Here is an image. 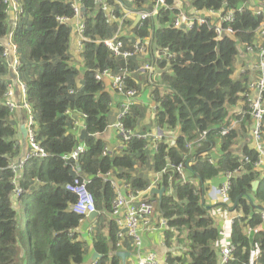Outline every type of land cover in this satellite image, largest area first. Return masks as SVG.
<instances>
[{
	"label": "trees",
	"instance_id": "obj_1",
	"mask_svg": "<svg viewBox=\"0 0 264 264\" xmlns=\"http://www.w3.org/2000/svg\"><path fill=\"white\" fill-rule=\"evenodd\" d=\"M18 1L23 11L13 30V41L20 58L19 77L36 119V138L47 157L29 159L14 179L9 165L18 154V130L4 104L9 77L0 42V264H85L89 260L90 242L78 238L79 233L74 231L82 219L70 208L76 196L64 188L76 176L88 179L87 188L100 212L92 217L91 245L100 254L95 264H120L117 225L112 217L114 193L109 181L101 176L109 171L112 177L126 180L133 193L150 186V171L161 172L159 186L166 191L160 210L156 196L151 198L156 201V212L166 221L164 242L170 247L177 236V242L183 243L179 236L185 234L181 254L167 255L169 264H218L216 245L222 231L211 214L216 204L206 205L204 193L212 179L236 171L229 178L231 205L227 208L236 216L229 232L234 251L227 264H264V221L260 215L264 211V175L254 166L257 155L248 142L238 143L249 135L248 116L238 127L222 134L237 118L233 108L242 99L248 81L245 75L233 77L238 44L254 42V30L263 16L247 7L238 11L246 0H184L198 10L234 11L230 23L234 37L216 40L207 25L191 30L174 28L171 22L178 11L174 4L183 0H167L170 9L161 10L153 22L147 19L133 27L142 38L152 36L153 50L144 61L153 60L156 71L150 83L145 73L132 74L128 86L140 91L141 80H145L142 86H146L156 107L136 103L121 121L132 131L158 129L175 137L153 146L150 138L132 137L120 152L103 155L107 142L101 134L110 122L113 91L106 82L97 81L94 73L105 68L116 71L117 60L103 44L88 42L82 53L84 66L77 70L69 63V30L57 21V17L71 15L68 0ZM82 2L87 34L93 38L110 36L113 26L105 23L106 17L94 0ZM5 8L4 0H0V40L9 30ZM164 49L172 56L157 59L154 52ZM129 66L135 69L136 59H131ZM67 109L84 114L82 140L86 149L77 159L65 158L79 143L72 119L65 114ZM147 110L151 114L148 122ZM202 131H206L205 139L197 146L186 147ZM213 149L217 150L215 158ZM209 157L214 159L211 164ZM180 163L185 181L174 168ZM253 181H258L255 189ZM17 187L24 192L17 194ZM123 245L128 246L127 240Z\"/></svg>",
	"mask_w": 264,
	"mask_h": 264
},
{
	"label": "built area",
	"instance_id": "obj_2",
	"mask_svg": "<svg viewBox=\"0 0 264 264\" xmlns=\"http://www.w3.org/2000/svg\"><path fill=\"white\" fill-rule=\"evenodd\" d=\"M94 0L97 8L105 15V23L113 26L111 35L105 38L96 35L94 38L87 34V26L85 22L84 11L82 10L84 4L82 0H68L71 9V15L57 17L60 24H64L69 30L68 54L69 63L77 70L82 69L84 60L82 53L85 44L88 42L103 44L110 55L115 58L119 64L116 71L110 68L98 69L94 73V78L97 81L106 82L113 94L119 97L117 119L114 123L109 124L107 128L115 129L121 137V149L125 147L126 141L132 137L141 139H148L152 141V146L155 142H160L164 138L173 140L175 135H166L160 130L149 131L146 133L132 131L128 129L121 121L137 103L139 90L135 86H128V80L132 74L141 71L147 75V81L150 83L156 71V66L151 60L150 62L144 61L145 56L152 53L153 40L152 36L142 38L139 34L135 33L133 27L141 24L145 20L154 19L160 14V11L170 9L167 0ZM6 8V23L8 32L3 39L0 40L2 44V58L8 67L9 82H7L6 92L4 94V104L13 113L17 108L25 112V130L26 136L23 139V150L16 156L17 161L12 159L9 168L14 173V179L19 177L20 172L23 170L25 163L31 158L43 159L47 157V151L40 145L36 138V119L32 110L26 100V86L19 77L20 58L17 50V45L13 41V30L19 22L22 13V5L18 0H4ZM175 7L178 9L174 16L172 26L183 30H191L196 25H207L210 27L214 34L215 39L220 40L223 37H234L235 30L231 26L234 20L233 10L213 11L209 9H195L188 6L183 8L180 2H176ZM117 7L118 9H115ZM244 7L253 9L254 13L262 15L263 20L259 26L254 30V42L252 44L239 43L238 49L241 53H254L257 54L256 69L258 75L252 79L248 78L246 89L242 93V106L239 109H233L236 117L230 126L222 130V134L228 132L230 128L238 127L240 122L245 116H248L249 121L247 126L249 128V145L257 155L254 166L259 170L260 174L264 171V13L260 7L250 5L246 0L238 11ZM138 20L136 21V18ZM136 22V23H135ZM155 56L157 59L162 57H171V53L167 50H156ZM136 59L138 66L135 69H130L129 61ZM244 75V74H241ZM79 79L76 84H79ZM73 92V89L70 90ZM238 103V105H239ZM110 109L114 106L111 100L109 103ZM156 105L153 106L155 108ZM65 114L72 119L73 129L75 130L79 143L65 158L77 159L81 153L86 149V146L81 138L82 131L85 130L84 114L77 110L67 109ZM103 135V133L101 134ZM206 131L200 132L196 141L187 143L186 147L191 148L193 144L196 146L205 139ZM25 146V149H24ZM20 147V146H19ZM151 148V147H149ZM157 149V145L154 146ZM19 151V150H18ZM109 147L106 145L102 151L103 155L110 153ZM214 158V157H213ZM212 157L208 158L211 164L214 162ZM249 161L248 157L244 158ZM176 172L182 176V180H186L183 164H178L175 167ZM78 170V168H76ZM236 171L224 173L222 183L215 191L216 201L225 204V208L229 207L230 201L228 198L229 178ZM106 181H109L114 193L112 201L113 219L117 225V240L116 250H121L125 240L133 247L136 255L135 264H160L158 257L155 253L143 254V239L142 232L158 231L157 228H165L166 221L161 218V215L155 210V200L151 198L150 188L160 187L159 181L161 172H155L150 177V186L146 190L131 191L130 184L124 179L112 177L109 171L101 175ZM15 182V181H14ZM88 179L76 176L72 181L67 182L64 188L76 196V200L70 206L71 210L82 216L80 225L89 218L91 214L98 215L100 212L96 209L93 196L87 188ZM24 192L20 187L16 188V193ZM228 209V208H227ZM157 213V215H155ZM261 219L264 221V211H261ZM236 213L232 215L229 213L227 222L232 223ZM93 222L88 228V233L93 232ZM79 225V226H80ZM79 226L77 228H79ZM78 230V229H77ZM76 231V229L74 230ZM79 233V231H78ZM79 238V237H78ZM92 241V239H91ZM234 246L230 241L225 242L220 246L218 264H227L232 259ZM87 264H95V260Z\"/></svg>",
	"mask_w": 264,
	"mask_h": 264
},
{
	"label": "crops",
	"instance_id": "obj_3",
	"mask_svg": "<svg viewBox=\"0 0 264 264\" xmlns=\"http://www.w3.org/2000/svg\"><path fill=\"white\" fill-rule=\"evenodd\" d=\"M248 1H250L251 4H253V5H254V3L258 2V6H256V7H260L262 12L264 13V0H261V1L248 0ZM178 2L181 3V1H178ZM256 62H257L256 52L245 53V54L240 52L236 61H235V64H234L235 68H234V72H233V77L234 78L239 77L241 74H244L247 78H250V79L256 77L258 75V71L256 69ZM112 101L114 102V106L111 108L109 118L112 116L111 118H113L112 120L114 121L115 119H117L119 97L116 96L115 94H113L112 95ZM137 103H141L142 105H145L148 108L155 109V108H153V106L155 104H153L151 102V95L149 96V91L144 87L143 88L141 87V90L139 91ZM241 106H242V102H240L239 105L237 104L233 109H235V108L239 109ZM150 115H151L150 111L147 110V114L145 115V117H146L145 119L147 122H148ZM11 118L17 127V130H18L17 133H19L17 136V139H18L19 144H20L19 151L17 154V156H18L23 150V141H22V135L20 132V126H22L25 122V112L23 110L17 108L12 113ZM112 120H110L109 124H111ZM102 136L106 140L107 146L109 147L111 152L116 151V153H117V152L121 151V144L119 142L118 136L116 135V133L113 129L107 128V130L103 133ZM246 141L249 144V135H247V137L245 139L238 141V143L242 145ZM236 147H237V145H236ZM24 149H25V146H24ZM214 153H215V151H214ZM18 157H15L14 161H17ZM263 169H264V167H263ZM139 172H141V171L139 170ZM149 173H150L149 176L151 177L153 175V173L151 171ZM261 175H264V171L262 172ZM219 178H220V182H219L218 186L222 183L224 176H221ZM210 182L207 184V187L210 184ZM215 191H209L210 195H209V193L206 196L204 195L205 202L207 203L206 205H215L218 203L216 201ZM215 208H218V209L216 210ZM222 209L225 210L224 207H222ZM220 210L221 209L219 206L218 207L214 206L211 208V214L214 217L215 222L218 225H220V229H222V236L220 238V242L218 243L221 246V244L223 245L225 242L229 241V235H226V233L223 232V224H222L221 219H220V214H222L223 212H220ZM225 213L228 214L227 211ZM155 215H157V213H155ZM232 215H233V213H232ZM94 220H95V218L92 220L87 219L86 221H84L79 226V228H76V231L77 232L79 231V238L82 240H85L87 242H90L89 252H88L89 254L87 256V258L88 257H90V258L85 264L91 262L92 253L94 252V250L92 249V245H91L92 235H91V233H88V230H87V228L94 222ZM227 223H228L229 228H230V223L229 222H227ZM94 225H95V223H94ZM157 229H158V231L142 232L143 254H148L151 252L155 253L156 256L158 257L160 264H169L167 261V255L168 254L179 255L181 253L180 250L183 249L182 247H183L184 242H185L184 241L185 234L181 233L179 236V238L183 239V243L177 242L178 240H176L177 239V236H176L175 238H173L171 240V246L168 247L166 245V243L164 242V236L162 234V231L165 228L164 229L157 228ZM180 244H183V245H180ZM218 244L216 245V247L220 251ZM120 249H121V250H119V252L121 254L120 264H135L136 255H135V252L133 251V247L131 245H129V243H128V246H123ZM252 256L254 258L256 256V253H254Z\"/></svg>",
	"mask_w": 264,
	"mask_h": 264
},
{
	"label": "rangeland",
	"instance_id": "obj_4",
	"mask_svg": "<svg viewBox=\"0 0 264 264\" xmlns=\"http://www.w3.org/2000/svg\"><path fill=\"white\" fill-rule=\"evenodd\" d=\"M143 76V75H142ZM145 81V80H144ZM144 81H142L141 80V83H140V85H141V87L143 88H146V86L144 85V86H142L143 84L142 83H144ZM112 117V116H111ZM110 117V120H112L113 118H111ZM116 121V119L113 121H111V124L112 123H114ZM110 123V122H109ZM114 131H115V133H116V135L118 136V139H119V142H120V144L122 143V140H121V137L119 136V134H118V131L117 130H115V129H113ZM238 141H241V139H238ZM122 146V145H121ZM141 173L142 174H144L145 172L143 171V170H141ZM148 173V172H147ZM150 174V173H149ZM219 182H220V178L219 177H216V178H214V179H212V181L210 182V184L208 185V189L205 191V196L206 195H208V193H209V195H210V192L209 191H215V190H217V186H218V184H219ZM211 197V196H210ZM218 203H220L219 201H217ZM220 207V212H223L222 214H220V219H221V222H222V224H223V232H225L226 233V235H229V232H230V228H229V225H228V223H227V219L229 218V215L227 214V213H225L226 211L224 210V209H222V205L221 204H216V206L215 207ZM216 210L218 209V208H215ZM164 229V228H163ZM180 245H183V244H180ZM28 247H29V244H27L26 243V246H25V248H24V250L25 251H27L28 250ZM182 251V249L180 250V252ZM181 254V253H180ZM19 262V261H18ZM19 264H21V263H19ZM24 264H26V262H24Z\"/></svg>",
	"mask_w": 264,
	"mask_h": 264
},
{
	"label": "water",
	"instance_id": "obj_5",
	"mask_svg": "<svg viewBox=\"0 0 264 264\" xmlns=\"http://www.w3.org/2000/svg\"><path fill=\"white\" fill-rule=\"evenodd\" d=\"M83 11L85 10V8L83 7V9H82ZM138 20V17L136 18V21ZM136 23V22H135ZM20 131H21V134H22V136H23V138H25V136H26V130H25V126H24V124L22 125V126H20ZM84 132H85V130L84 131H82V133H81V138H82V136L84 135ZM257 185H258V181H253L252 182V189H255L256 187H257ZM165 191H166V189H165V187L162 185V186H160V187H151L150 188V194L151 195H154V196H156V198H157V207H158V209L160 210V203H161V200H162V197H163V195L165 194ZM206 208L207 209H209V206H206ZM94 215L95 214H91L90 216H89V218H92V217H94ZM100 257V254H98L97 252H93L92 253V257H91V260L92 261H94V260H96L97 258H99Z\"/></svg>",
	"mask_w": 264,
	"mask_h": 264
},
{
	"label": "clouds",
	"instance_id": "obj_6",
	"mask_svg": "<svg viewBox=\"0 0 264 264\" xmlns=\"http://www.w3.org/2000/svg\"><path fill=\"white\" fill-rule=\"evenodd\" d=\"M181 4H182V6H183V8H187L188 7V4L186 3V1H181ZM240 50L238 49V52H239ZM240 53V52H239ZM237 78V77H236ZM21 132V131H20ZM18 134L19 133H17V136H18ZM22 135V134H21ZM22 138H23V136H22ZM17 141H18V139H17ZM22 141H23V139H22ZM18 143H19V141H18ZM19 146H20V144H19ZM214 151H215V153L217 154V150H215V149H213ZM214 151H213V153L212 154H215L214 153ZM216 154L215 155H213V157L215 158L216 157ZM220 204H222V203H220ZM223 206H224V208H225V204H222ZM230 207V206H229ZM225 210L228 212V214L231 212V209H227V208H225ZM233 213V212H232ZM233 214H235V213H233ZM221 231H222V229H221ZM218 246H219V248H220V245L218 244Z\"/></svg>",
	"mask_w": 264,
	"mask_h": 264
}]
</instances>
